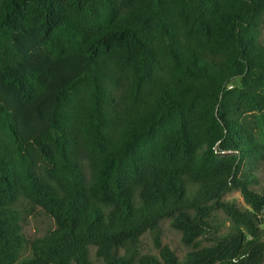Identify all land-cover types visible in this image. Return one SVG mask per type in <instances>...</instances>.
Segmentation results:
<instances>
[{
	"label": "trees",
	"instance_id": "1",
	"mask_svg": "<svg viewBox=\"0 0 264 264\" xmlns=\"http://www.w3.org/2000/svg\"><path fill=\"white\" fill-rule=\"evenodd\" d=\"M34 207L54 228L28 238ZM92 249L264 264V0H0V264Z\"/></svg>",
	"mask_w": 264,
	"mask_h": 264
},
{
	"label": "rangeland",
	"instance_id": "2",
	"mask_svg": "<svg viewBox=\"0 0 264 264\" xmlns=\"http://www.w3.org/2000/svg\"><path fill=\"white\" fill-rule=\"evenodd\" d=\"M224 198L226 200H233L239 204H243L241 194L237 190H232L225 194ZM215 217L222 221L226 227L230 224L226 216L221 212L217 211ZM54 228V223L52 219L45 215L41 209L38 207L28 208L25 210L23 216V229L24 233L28 238H34L37 236L44 235L47 231ZM161 240L163 244H167L175 251V253L182 258L183 255L189 250L180 240V233L169 227L167 221L162 222V233ZM202 245H207L206 241H202ZM142 252L156 253V249L153 246L151 235L145 234L142 237L141 242ZM28 250L25 249L24 253ZM91 258L95 264H103L99 259L94 256L93 249L91 250Z\"/></svg>",
	"mask_w": 264,
	"mask_h": 264
}]
</instances>
